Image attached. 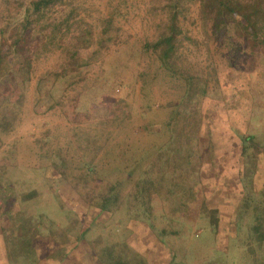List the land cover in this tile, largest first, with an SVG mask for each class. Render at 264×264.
Instances as JSON below:
<instances>
[{"label": "rangeland", "instance_id": "1", "mask_svg": "<svg viewBox=\"0 0 264 264\" xmlns=\"http://www.w3.org/2000/svg\"><path fill=\"white\" fill-rule=\"evenodd\" d=\"M170 1H61L44 47L30 0H0V264L12 217L35 252L11 264H235L238 207L264 200V46L229 23L217 37L180 0L181 65L204 91L186 95L143 47Z\"/></svg>", "mask_w": 264, "mask_h": 264}, {"label": "trees", "instance_id": "2", "mask_svg": "<svg viewBox=\"0 0 264 264\" xmlns=\"http://www.w3.org/2000/svg\"><path fill=\"white\" fill-rule=\"evenodd\" d=\"M64 0H30L27 12L25 14L26 23L30 15H34L36 20L43 21L41 27L47 29V34L44 38L43 46L53 44L57 46L54 41L57 35V29L63 21H48L46 18H51L47 15L48 11L57 3ZM180 0H171L169 2L170 12L165 31L151 43L145 42L143 47L150 49L156 53L157 60L160 66L168 72L171 76L180 75L185 80V94L189 95L193 90H202L200 85H194V76L187 73L182 67L181 62L183 55L179 50L183 41L189 39L177 20V4ZM198 4V16L203 27L212 29L216 32L218 37L222 33L228 23L232 25L233 30L238 37L250 36L251 44L264 46V0H194ZM108 16L101 19L102 27L97 41L98 45L104 42L110 27L113 23V13L116 8L112 9ZM244 23H248V28ZM205 89V86H204ZM202 92H204L202 90ZM242 143L241 154L245 155L250 147L249 143L253 142L251 135H240ZM250 183V182H249ZM252 183V182H251ZM6 205L9 202L5 201ZM11 203V202H10ZM12 205V203H11ZM106 205L103 204L102 208ZM6 213L12 212V208L8 205L5 207ZM238 217L243 216L244 213L250 211V218L247 224L241 225L238 221L236 228L244 227L243 236L234 239V244L231 247H238L240 256H237L235 264H264V200L257 198L256 200L250 194L241 202L237 210ZM17 215H14V217ZM17 218V217H15ZM16 220L12 217L7 228L1 229L2 246L8 255V262L21 256L29 259L35 252L34 240L35 230L29 229L25 226V222H21L17 229H14ZM8 230V232H7ZM227 250V249H226ZM229 252V251H228ZM227 254V252H225ZM65 255V254H64ZM55 254L54 260H58ZM235 257V255H234ZM228 256H225V264H233L228 261ZM247 258V259H246ZM231 261L232 258H231Z\"/></svg>", "mask_w": 264, "mask_h": 264}]
</instances>
